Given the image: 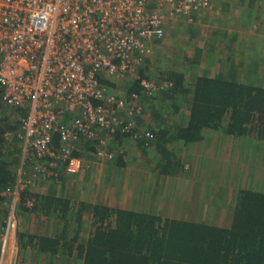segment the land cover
Wrapping results in <instances>:
<instances>
[{"label":"built area","instance_id":"obj_1","mask_svg":"<svg viewBox=\"0 0 264 264\" xmlns=\"http://www.w3.org/2000/svg\"><path fill=\"white\" fill-rule=\"evenodd\" d=\"M211 5L212 0H0V95L8 107L26 112L18 120L23 163L6 204L4 242L16 230L21 193L41 188L36 179H52L60 167L68 175L83 171L85 161L76 155L81 143L96 145L99 159H115L101 134L133 132L144 114L142 96L171 86L138 74L153 44L165 39V24L182 17L194 22ZM131 75L138 77L140 93L119 95L104 83ZM26 204L34 206L31 199Z\"/></svg>","mask_w":264,"mask_h":264},{"label":"trees","instance_id":"obj_2","mask_svg":"<svg viewBox=\"0 0 264 264\" xmlns=\"http://www.w3.org/2000/svg\"><path fill=\"white\" fill-rule=\"evenodd\" d=\"M148 67L145 63L138 73L142 78L152 80ZM168 73L166 79L171 86L159 91L157 96L160 94V99L168 101L177 100L180 95L186 103L190 98L188 124L173 129L162 123L159 131L153 132L143 128L139 120L133 132L115 135L114 143L118 142L119 147L129 139L127 143L131 147L136 145L146 153L153 144L160 155L157 160L161 175L179 177L191 166H185L187 163L171 148L174 143L187 146L200 142L204 132L209 130H223L234 137L252 136L264 141V88L204 77L187 87L182 75ZM104 83L110 86L108 82ZM140 90L137 84L131 88L139 93ZM157 96L145 97L154 100ZM0 109L3 114L7 112L1 103ZM9 110L16 120L10 117L0 119V214L5 217L10 213L6 204L10 203L15 189L16 171L22 155V141L18 138L22 130L18 120L26 115L18 108ZM156 117L164 122L160 116ZM7 133L14 136L7 138ZM146 133H151L152 138ZM91 144L81 143V152L76 155L88 160L87 154L91 153L98 159L96 145L89 147ZM112 144L113 141L109 151L116 153L118 149ZM117 160L123 164L122 156ZM25 168L31 167L26 165ZM65 174L64 168L60 167L58 175L50 179L51 185L57 179L64 182ZM196 184L200 186L202 181ZM28 199L33 200L34 206H25ZM20 202L22 209L38 212L55 221L52 236L20 233L22 242H35L39 253L50 255L54 264H65V261L67 264H264V191H239L229 206L228 227L208 222L203 214L208 202L205 199L194 208L193 216L198 218L192 220L163 218L101 202L76 203L55 193L46 196L28 190L21 193ZM85 215L92 220L86 236L83 235Z\"/></svg>","mask_w":264,"mask_h":264},{"label":"crops","instance_id":"obj_3","mask_svg":"<svg viewBox=\"0 0 264 264\" xmlns=\"http://www.w3.org/2000/svg\"><path fill=\"white\" fill-rule=\"evenodd\" d=\"M171 22L174 24H165L167 37L153 44V55L149 58H172L173 68L164 73V83L170 82L166 79L169 78L168 72H174L182 75L187 87L204 77L264 88V0H212L211 7L198 13L194 22L186 17ZM171 38L172 44L167 42ZM168 44L170 51L167 55L160 54ZM149 59L146 60L148 66L153 62ZM178 96L177 100L163 101L159 94L150 107H145L147 98L142 96L145 107L140 119L142 127L153 132L159 131L162 123L173 129L185 127L191 99L186 103ZM0 103L4 105L1 100ZM170 114L175 120H166ZM156 115L164 122L157 120ZM124 141L130 142L129 139ZM151 145L146 153H142L136 145L129 146L131 153L139 154L140 159L136 160L137 155L131 158L125 155L122 165L119 163L121 159L117 158L106 163L97 162L95 158L84 159L85 163L91 164V168L86 167L87 170L77 176L66 177L60 190L52 185L39 195L55 193L73 201L70 194L82 199L91 192L92 203L96 199L95 194L102 197L101 204L114 208L192 220L198 218L193 216L196 212L194 208L204 200L208 191L204 216L213 225L226 224L228 227L231 218L229 206L238 192L264 191V141L252 136L234 137L223 130H209L204 132L200 142L187 146L175 143L172 145L177 146L174 152L183 162L187 160L190 163L185 166H191L179 177L161 175L157 160L160 155L157 153L151 160L149 153L154 146ZM249 145H254L257 154L248 148ZM147 176H151L152 180ZM198 178L202 184L195 187ZM53 233L49 226L37 235L52 236ZM19 253V256H32L31 264H51L52 261L50 255L39 253L35 242L25 243ZM28 261V257L22 258L16 264H28Z\"/></svg>","mask_w":264,"mask_h":264},{"label":"rangeland","instance_id":"obj_4","mask_svg":"<svg viewBox=\"0 0 264 264\" xmlns=\"http://www.w3.org/2000/svg\"><path fill=\"white\" fill-rule=\"evenodd\" d=\"M169 23H170V25L174 24L171 21ZM165 37H167V34H166ZM172 41H173V38H171L167 42L172 44ZM170 44L166 45L167 48H165L162 51V53H160V54H162V55L166 54L167 55V53L170 51V49L168 48V46ZM153 50H154V47H151L150 55L148 56L147 60L153 55ZM170 54L172 55V52ZM171 60H172V58L171 59H169V58L168 59H166V58L162 59L161 56L158 59H155V58H154V60L149 59V61H153V62L149 63V67H148L149 68L148 69L149 75L152 76V78H151L152 80H149V81H154L157 84H164V82H163L164 73L169 71V70H171L173 68V63H172ZM105 76H107V74H105ZM138 80H139L138 77H135V76L131 75V76L125 77L123 79H119V80L114 81V82L109 81L108 83L110 84L109 87L111 89H113L116 93H118L119 95H123V96L127 95L128 96L131 92H134V91H131V88L135 84H137L139 87H141L140 84H138ZM150 101H152V102H150ZM146 102H147V104H146ZM3 104L4 105L2 106V108L5 107L7 112L3 114V112H1V109H0V119L4 118V117H10V119H12L13 121L16 120V118H14V116H15L14 113H12V111L9 110V107L5 103H3ZM151 104L152 105L154 104L153 100H151V98L150 99L147 98L146 101H145V107L146 106L150 107ZM143 106H144V103H143ZM152 109L156 110V108H152ZM173 119L175 120L173 114L172 115L170 114V117L166 118V120H170V121H172ZM12 136H14V135L12 134ZM101 136L103 137L104 142L106 141V146L105 147L108 150H111L110 146H111V142L113 141L112 147H116L118 149V151L115 153V157L119 158V157L122 156V158H123L126 155L129 158H131L132 156H136L137 155L136 160L140 159V158H138L139 154L131 153V150H130L131 148H129V146H130L129 143H126L125 145L119 147L118 146V142L114 143V140H116L115 137L107 136L104 133L101 134ZM92 144H91V146L89 145V147L94 146V144L93 145ZM253 146L254 145H249L248 148L251 149L252 152L256 153V151L254 150ZM89 147H87V148H89ZM87 148H84V149H87ZM172 148H173V150H177L176 149L177 146L176 147L173 146ZM119 151H121V153ZM84 152L85 151L83 150V153ZM157 153L158 152H157L155 146H153V149L149 153L151 158H152L151 159L152 161H153V159H155V156L157 155ZM87 156H89L88 159L94 158V156H92L91 153L87 154ZM96 160H97V162L106 163V162H113L115 159L112 160V161H106V160H102V159L98 158ZM144 161H146V159H144ZM156 162H158V161H156ZM22 163H23L22 159H20V164H19L18 169L16 171V176H18V174H20V172L22 171ZM186 163H188V162H186ZM86 167H87V169L91 168V164L86 162L83 171L87 170V169H85ZM25 170H27V175H31V173L29 172L30 168H25ZM65 176L69 177V176H72V175H68L66 173ZM74 176H77V175H74ZM148 178H150L152 180L151 176L150 177L147 176V179ZM143 179L146 180V176H144ZM229 180H230V178H229ZM36 182H37L38 185L39 184L41 185V188L39 190H32L31 191L32 194H40V192L44 191L46 188L50 189V187H52V185H53V187H55L56 189H59V190L63 186V181L61 179H57L56 183H52V185H51L50 179L46 180V181H39L38 179H36ZM155 182L157 184V178H156ZM198 182H200V180H198ZM189 185H190V183H189ZM197 186H199V185L196 184L195 187H197ZM207 193H208V191H207ZM207 193H206L205 198H204L205 200H208ZM89 194H91V195H85L84 197H82V199L80 197H78L77 195H74V194H70L69 196L72 195V198H74L73 202H76V203H78L77 201L84 202V198H86V202L90 203L92 201L93 196H92L91 192H89ZM109 195L110 194L108 193V196ZM94 196L96 197V199H94L95 201L97 200L96 202H101L102 201L101 200L102 197L97 196L95 194H94ZM95 201H93V202L96 203ZM19 204H20V201H19ZM25 206L28 207L27 204H25ZM15 216H16V220L18 221L17 222V227H16V230H12L11 231L9 239H7V243H6V242H4V239H5V236H6V233H5L6 225L3 226L2 223H5V224L7 223L9 215L5 217L3 214H0V245L2 246L1 247V253H0V258H1V262H2L1 264H16L22 258L26 259L27 257H28V260H29L28 264H31L30 262L32 261V256H19V254H20L19 252H20L21 248L23 247V245L25 243H28L27 241L22 242L20 240V233L27 234V235L28 234L29 235H37L39 232L41 233V232L46 231V229L49 226H51L53 231H55V226H54L55 221L52 218H50V217H46L44 215L39 214L38 212L33 213L31 210L30 211H25L22 208L19 209V207H18L17 211L15 212ZM88 217H89V215H88ZM90 221H92V220L87 219V215H85V224H84L85 230L83 232V235H85V236L87 235L86 229L87 230L91 229V228H89ZM10 259L12 260L11 263H10ZM51 264H53L52 261H51ZM65 264H67V261H65Z\"/></svg>","mask_w":264,"mask_h":264},{"label":"clouds","instance_id":"obj_5","mask_svg":"<svg viewBox=\"0 0 264 264\" xmlns=\"http://www.w3.org/2000/svg\"><path fill=\"white\" fill-rule=\"evenodd\" d=\"M0 100H1V102H3L1 95H0ZM3 103H4V102H3ZM9 108H10V107H9Z\"/></svg>","mask_w":264,"mask_h":264}]
</instances>
